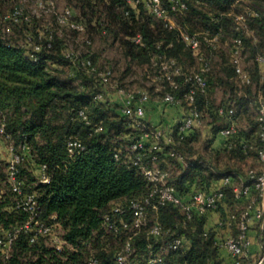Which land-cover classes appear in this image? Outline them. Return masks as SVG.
<instances>
[{
	"label": "trees",
	"instance_id": "obj_1",
	"mask_svg": "<svg viewBox=\"0 0 264 264\" xmlns=\"http://www.w3.org/2000/svg\"><path fill=\"white\" fill-rule=\"evenodd\" d=\"M232 3L233 0H191L189 10L178 17L193 32L202 31L201 28L209 21L215 26V31L223 28V42L229 25L233 38L240 34L234 28V18L228 14ZM109 4L106 9L110 17L114 16L115 1ZM125 9L121 11L124 21L120 22V26L123 29H115L116 36L125 30L123 34L126 38L120 39L125 56L146 67L156 54L176 59L181 68V73L175 76L177 87L166 88L161 92L156 91L154 85V89L162 94L159 96L162 99L165 91L171 92L181 101V105L176 106H182L187 115L185 94L192 85L186 77L195 70L188 71L185 65L197 56L196 52L184 44L176 30H168L163 24L162 29H156L150 20L141 18L142 8L131 10L129 16L124 14ZM253 20L257 22L264 38V15L259 12L249 23ZM85 22L88 23L87 20ZM35 23L9 24L11 30L13 25L26 26L25 44L7 38V35L0 39V121L4 123L6 131L2 137L22 151L24 161L20 164V177L24 181V190L36 195L39 219L54 225L66 245L58 249L47 242L49 238L43 236L31 241L32 234L21 230L13 241L10 255L6 257L0 251V264H88L87 260L92 253L102 264H118L116 254L125 247L128 240L132 245L129 259L146 260L151 251L162 252L176 237H181L186 247L163 253L171 264H222L216 237L228 230V215L238 201L232 186L223 187L226 198L215 210L205 214L195 213L192 219H188L179 206L167 203L157 213L150 209L149 224L135 235L132 231L113 233L103 228V217L110 213L114 204L143 198L151 188L143 170L133 165V154L122 146L128 136L132 139L131 143L138 140L141 129L134 117L123 112L124 104L120 99L113 100L109 95L105 88L107 85L99 75L102 70L95 65V56L89 54L83 57L78 53L81 61L89 59L91 65H74L73 59L63 49V39L52 30V45L48 47L45 37L50 31L42 25L35 26ZM100 23L104 24L98 21L99 27ZM136 24L139 26L138 31L128 32ZM105 26L107 28V24ZM138 33L143 37L142 44L132 41V37ZM28 36L34 42L44 43L41 51H35L27 43ZM242 37L244 46L252 45L253 35L243 34ZM263 46H251L255 69H245L251 76V83L240 81L238 85L232 81V78L238 76L230 56L229 64H222L226 78L215 79L210 69L207 74V90L202 92L196 88L195 102L201 117L206 111L213 120V135L210 141L205 142V152L197 147L201 139L197 128L201 125L183 132L178 123L170 133L163 127L171 137V143L165 145L163 151L147 152L144 157L147 166L169 169V182L176 186L178 195L184 200L189 201L198 191L211 192L218 189L225 176H232V184H237L240 176L246 177L250 169H262L259 152L264 142L258 119L261 108L252 92V85L260 83L261 65L257 63L256 55ZM64 62L73 66L74 77L64 76L60 67ZM216 83L230 85L231 92L224 104L214 107L209 93ZM98 92L103 93V98L96 100L94 95ZM254 102L259 111L249 121L250 130L241 131L236 128L237 131L229 136L220 133L235 118L248 114V107ZM144 106L146 108V103ZM220 107L234 108L235 114L225 119L219 113ZM81 110L87 115L88 122L79 114ZM219 122L224 124L218 125ZM96 127H101V130L96 132ZM70 137L82 140L86 149L70 155L67 145ZM216 140L220 144L217 148L213 147ZM151 142L147 141V147ZM23 144L27 146L26 149L22 148ZM172 149L183 157V161L170 155ZM152 155H157L155 161L151 159ZM248 162L253 166L244 169L242 165ZM43 164L47 165L49 182L40 180ZM7 167L8 159L4 160L0 156V232L14 230L28 219V213L17 207L18 196L9 186ZM171 168L176 172L172 173ZM212 211L219 213V221L215 228L206 229L208 214ZM155 216H158L164 234L148 237L147 232ZM236 232L234 225L233 233ZM114 236L119 240L118 247L113 244Z\"/></svg>",
	"mask_w": 264,
	"mask_h": 264
},
{
	"label": "built area",
	"instance_id": "obj_2",
	"mask_svg": "<svg viewBox=\"0 0 264 264\" xmlns=\"http://www.w3.org/2000/svg\"><path fill=\"white\" fill-rule=\"evenodd\" d=\"M126 9L124 14L130 15L131 10L140 9L147 11L154 19L160 21L164 27L168 30H176L179 38L184 44L196 52L197 57L200 59V67L188 74L186 80L191 82L192 87L185 94V100L188 105V114L179 122L180 130L186 132L193 129L202 123L201 113L197 108L195 102L196 88L205 92L208 88L207 74L211 69V57H207L203 54V47L217 48L221 43V38L224 36L223 28L218 30H207L193 32L186 25L182 24L179 20V14H182L189 10L191 0H123ZM245 0H233L231 7L243 5ZM234 18V28L240 34L233 38V45L230 49L231 61L237 73L239 80L244 84L251 83V76L245 70L243 66V50L244 41L242 35H253L250 29L249 21L259 15V11L250 6H244L242 11L234 12L231 10L229 13ZM50 16L53 19H50ZM3 19L8 24H34L37 20L44 21V26L48 30L46 35V44L48 47L52 45L54 23L58 27H66L77 33L84 34L87 31V24L82 17L75 15L71 7H65L63 10L56 9L55 1L50 0L46 3L38 1L36 3V9L34 11L28 10L22 3L13 6L11 11L3 15ZM100 31L105 34L107 28L104 24L100 23ZM11 27L8 26L0 32V39L4 38L7 33H10ZM253 38L254 35H253ZM87 43H91L90 39H86ZM132 41L137 44L143 43V37L141 34H136L132 37ZM27 43L34 48L35 51H41L45 46L44 43L34 42L31 36L27 37ZM67 56L73 59L74 65H91V60L81 61L79 59L78 52L74 50H68ZM256 61L259 65L264 66V46L256 55ZM181 73V68L178 62L174 58H168L163 54H156L152 56L150 64L146 67V76L151 80L155 86L156 91H163L166 88H176L177 82L175 76ZM99 75L102 82L107 85L111 70L100 71ZM166 82V84H163ZM121 96L126 98L123 112L129 116L134 117L141 129V136L138 140L129 144L127 149L133 154L132 163L135 166L140 167L147 180L149 181L151 188L147 195L143 198H134L128 202H118L111 208L109 214H105L103 217V228L107 232L119 233L122 230L132 231L134 235L144 226L149 224V210L152 209L156 213L159 208L167 203H173L181 208L183 213L188 219H192L195 213L205 214L210 210H215L219 203L226 198V192L223 190L225 186H232L235 199L242 201L249 197L252 191H255L264 201V145L259 152V159L262 164L260 171L256 169H250L246 177L240 176V181L237 184L233 183V177L228 175L222 180V185L216 190L211 192L198 191L195 192L189 201L184 200L178 195L177 188L174 184L169 182L170 171L158 166H147L144 164V157L147 152H159L163 151L165 145L171 143V137L167 135L166 130L159 125L148 123L145 119L146 108L144 104L150 100V94L147 90L141 91V95L136 97V93H125L120 91ZM103 98V93L98 92L94 95V99L99 100ZM163 101L170 106L181 105V101L176 99L174 95L165 91L163 95ZM220 115L227 119L231 118L235 114L234 108H219ZM79 114L88 122L87 115L84 111H80ZM259 121L261 122V136L264 142V102L262 103ZM101 127H96L95 131H100ZM237 131L236 125L231 122L228 126H224L221 129V133L225 136L234 134ZM6 133L5 125L0 121V135L4 136ZM152 140L147 147V141ZM70 155H73L76 151L86 149L85 143L75 137H70L67 142ZM23 149H26V145H22ZM9 157H8V182L11 190L18 196L17 207L22 208L28 213L27 221L20 227L14 230L6 232H0V251H2L6 257L11 253V247L17 233L21 230H25L32 234L31 241L43 236L52 240L58 249H62L66 245V241L58 233V229L41 219H39V206L36 195L24 190V181L20 177V164L24 161V156L20 149H16L12 143L8 145ZM171 156L183 161V157L179 155L175 150H171ZM118 157V154H116ZM151 159L155 161L157 155H152ZM40 180L42 182H49L50 176L47 172V165L41 166ZM251 206L254 208L253 214L250 215L246 210L238 214L236 210L229 213L227 218V233L223 239L219 242L220 248L228 250L233 258L234 264H243L245 257L248 254L249 247L252 243L248 231L249 221L254 218L260 223L261 226V239L264 241V208L258 204V201L253 200ZM129 215V216H128ZM221 224V222H220ZM236 226L237 232L233 233V226ZM148 237L162 236L164 234L162 226L158 220V216H155L152 224L148 230ZM151 247V246H149ZM186 243L181 237L174 238L171 242L165 246L166 252L179 251L185 249ZM132 253V245L130 240L127 241L125 247L116 254V261L118 264H171L164 252L152 251L146 260H134L129 259ZM88 264H102L100 259L91 254L88 258ZM264 255L259 259L256 264H263ZM182 264V263H176Z\"/></svg>",
	"mask_w": 264,
	"mask_h": 264
},
{
	"label": "rangeland",
	"instance_id": "obj_3",
	"mask_svg": "<svg viewBox=\"0 0 264 264\" xmlns=\"http://www.w3.org/2000/svg\"><path fill=\"white\" fill-rule=\"evenodd\" d=\"M38 1H42L44 3L50 0H0V30L6 29L10 26L7 22L4 21L3 15L11 11L14 5L22 3L26 6L28 10L34 11L36 9V3ZM55 1L56 9L63 10L65 7H71L78 17H82L87 20V31L84 34L77 33L71 29L66 27H58L54 23V31L58 34L60 38L64 41V51L74 50L78 52L80 55H93L95 56V65L97 68L101 69L102 71L111 70V75L109 76V81L107 86L105 87L109 93V95H118L121 90L127 93H136L139 94L141 91L147 90L150 91L151 97L160 98L162 94L157 93L154 89V83L149 80L146 76V66L139 65L137 62L132 61L131 59L127 58L124 54V49L121 46V38L126 36L122 34L116 36L115 29H123L120 26V22L124 21V17L121 15L122 9L126 8V5L122 0H53ZM111 1H115L114 10L115 12L112 14L114 16H108V8L110 6L109 3ZM264 0H245L243 6H234L230 7V11L233 10L234 12H239L243 10L244 6H250L255 8L260 12L261 15H264ZM141 18L145 20H150L149 22L151 25L156 29H162V23L153 17L150 14L140 9ZM116 13V14H115ZM117 15V17H116ZM103 18L107 24V33L103 34L98 26V21H102ZM119 17V18H118ZM50 19L53 17L50 16ZM104 23V24H105ZM44 24V21L37 20L35 26L37 25L40 27ZM105 24V25H106ZM122 25V24H121ZM129 25V24H128ZM138 24L130 27L129 31H138ZM128 28V27H125ZM259 26L255 20L250 22V29L253 32L255 38L251 42L252 45L257 46L258 48L264 44L263 35L260 33L258 29ZM215 26L209 21L206 23L204 27L201 28L202 31L207 30H214ZM25 32L26 26H12V31L7 33V38L16 39L20 44H25ZM233 33L231 30V25L226 27V38L223 42H221L215 50H211L208 47L203 48V54L207 57H211V73L213 77L216 79L217 77L226 78V73L222 70V64L227 63L229 64L230 59V49L232 44ZM86 39H90L91 43H87ZM252 45L247 44L244 46L243 50V66L247 71H251L255 69V60L253 58L252 52ZM200 59L196 56L191 61L186 63V69L188 71L196 70L200 67ZM63 70V74L65 77H72L73 76V66L68 63L64 62L60 65ZM260 71V83H254L252 85V92L257 98V101L260 105L264 102V66H261L259 69ZM74 77V76H73ZM232 81L237 83L238 85L241 84L239 78H232ZM78 82V81H77ZM243 87V86H242ZM231 92L230 85L228 84H214L211 92L209 93V99L212 105L219 106L226 102L229 97V93ZM121 94H119L120 96ZM248 114H243L242 116L235 118L233 123L236 125V128L241 131L250 130L249 121L253 119V117L258 115V108L257 105L251 103L248 107ZM213 120L210 114L206 111L203 112V118L201 126L197 128L200 131L201 139L197 143V147L202 152L206 150V143L212 139V124ZM224 122H219L218 125H223ZM163 127V126H162ZM128 140L125 143H122V146L127 150V147L131 143L132 139L128 136ZM9 143L5 141V139L0 135V156L2 159L7 160L9 157L8 151ZM225 160H222L224 162ZM258 164L256 163L255 166ZM253 164L250 162L244 163L242 167L244 169H248L252 167ZM172 173L176 172L174 168H171ZM59 233V231H58ZM113 244L118 247L119 240L114 236L112 240ZM47 242L51 245L55 243L48 239ZM162 252H166L163 249Z\"/></svg>",
	"mask_w": 264,
	"mask_h": 264
},
{
	"label": "crops",
	"instance_id": "obj_4",
	"mask_svg": "<svg viewBox=\"0 0 264 264\" xmlns=\"http://www.w3.org/2000/svg\"><path fill=\"white\" fill-rule=\"evenodd\" d=\"M120 94V93H119ZM113 95V100L120 99L124 104L126 98L123 96ZM186 115V111L182 106H169L166 105L162 98H154L146 102V114L145 119L147 122L165 127L167 132H171L173 127L177 125ZM221 133V132H220ZM222 139H220L221 141ZM150 141V140H148ZM219 140L213 144V147L220 145ZM240 179V178H239ZM241 180V179H240ZM258 201V204L264 208V201H261V198L255 191H252L251 195L242 201H237V204L233 206V209L238 212V214L249 211L250 215L253 214L254 208L251 206L252 201ZM228 208V207H227ZM229 210V208H228ZM227 210V211H228ZM231 210V209H230ZM219 221V213L212 211L208 214L207 223L205 228L211 229L215 228L216 224ZM228 230L221 232L217 235L216 239L220 242L223 237L226 235ZM248 235L252 241L247 256L245 257L243 264H256L259 259L264 255V241L261 239V226L258 221L254 218H251L249 221V231ZM189 245V243H187ZM219 255L222 258V264H234L233 258L225 248L219 249ZM264 264V262H263Z\"/></svg>",
	"mask_w": 264,
	"mask_h": 264
}]
</instances>
